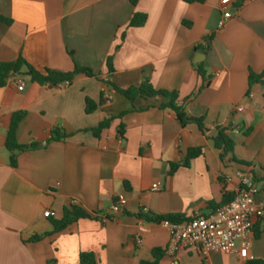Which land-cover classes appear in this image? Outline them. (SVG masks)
Returning <instances> with one entry per match:
<instances>
[{
    "label": "crops",
    "instance_id": "0c3cea01",
    "mask_svg": "<svg viewBox=\"0 0 264 264\" xmlns=\"http://www.w3.org/2000/svg\"><path fill=\"white\" fill-rule=\"evenodd\" d=\"M235 2L0 0V16L11 21L0 22V62L22 57L40 72L78 66L95 75L78 76L67 88L13 75L0 90V264H81V254H93L96 264L264 258V217L254 224L249 259L197 248L174 258L167 227L138 218L144 208L154 217L208 216L225 193H237L240 170L254 175L256 202L264 198V84H249L251 72L264 74V0H247L239 9ZM225 7L233 17L220 27ZM135 14L147 16L143 27L129 26ZM145 82L177 92L178 104L202 119L206 132L182 127L172 109L161 108L163 98L131 102L114 88ZM87 98L98 105L92 114L85 112ZM19 111L27 114L18 143L35 147L20 153L13 168L6 136ZM109 119L96 136L93 130ZM217 127H228L234 141L224 161L213 141ZM55 130L67 137L53 140ZM199 147L203 155L183 166L189 149ZM172 164L181 167L171 173ZM121 199L126 205L116 214ZM74 204L90 218L55 232L54 222ZM47 211L55 215L45 218ZM35 236L41 239L31 241ZM157 250L163 254L155 256Z\"/></svg>",
    "mask_w": 264,
    "mask_h": 264
},
{
    "label": "trees",
    "instance_id": "16d2710c",
    "mask_svg": "<svg viewBox=\"0 0 264 264\" xmlns=\"http://www.w3.org/2000/svg\"><path fill=\"white\" fill-rule=\"evenodd\" d=\"M183 2L187 4H203L206 0H182ZM247 0H236V2L233 4V8L239 9L242 7L244 2ZM131 4L133 6H136L139 2V0H130ZM0 22L5 24H10L11 21L0 16ZM147 22V16L144 14H135L131 21L129 26L133 28H141L143 27ZM206 43L209 42V39H204ZM199 49L206 51L208 47H198ZM107 67L109 70V73L112 74L114 72L113 68V57H109L107 60ZM196 71L203 80H205V70L203 67V64H197L196 65ZM14 74L17 75H23L26 77H29L30 80L33 83H37L40 85H59L62 83H69L71 84L78 76H86L89 78L95 77L93 71L88 68H82L75 66L74 70L72 72L64 73L60 71H54L46 69L44 72H40L31 65H29L22 57H19L14 62H0V90L3 89L10 78ZM264 74L261 75H255L254 73H250L249 75V84H264L263 82ZM115 90L119 92L122 96H124L126 99H128L131 102H134L138 98H142L145 100L155 99V98H163V103L161 105V108H170L172 109L177 119L182 127H185L189 124H195L199 127L200 131L202 133L206 132V128L204 126L203 120L199 118L191 117L187 114L185 111V108L183 105L178 104V93L177 92H168L164 90H156L153 88V86L149 82H145L141 84L138 87L132 86L128 88H116L114 86ZM98 108V105L90 100L86 99V109L85 112L87 114L94 113ZM25 111H19L12 115L9 128L7 131L6 136V148L8 152L10 153V165L13 168L17 167V158L18 155L22 152H25L29 149L34 148V145L31 146H25L18 143L17 140V131L23 122V120L26 117ZM112 119L106 120L105 122L101 123L96 129L93 130L94 134L96 136H99L100 133L107 129L111 123ZM67 136L65 133H62L58 130H55L53 132V140H63ZM214 145L218 150H221L220 158L224 161L227 155L232 154L234 150V141L229 135V128L228 127H217L216 128V135L213 138ZM203 155V148H191L189 149L186 160L183 164V166H188L190 162L200 156ZM237 162V161H235ZM239 164H244L242 162H239ZM181 165L179 164H172L171 165V173H174ZM254 176V175H253ZM235 193H225L222 199V203L218 205V208L222 207L223 205L229 203L235 198ZM90 218V215L83 210L78 205H71L70 207H67L64 209L63 212V218L60 221L54 222L55 232H61L68 228L70 225L74 224L75 222L79 221L80 219ZM138 218L147 222L155 223V224H163L165 222L170 223H181L184 221H188V219H185L182 216L178 215H169V216H161V217H154L150 215H145L143 213H140L138 215ZM41 237L35 236L32 238L31 241L36 242L39 241ZM163 252L160 250L155 251V256L162 255ZM80 262L81 264H96V259L93 254H81L80 256ZM146 264V263H143ZM156 264V263H155ZM247 264H264V258L262 260H253L249 261Z\"/></svg>",
    "mask_w": 264,
    "mask_h": 264
},
{
    "label": "built area",
    "instance_id": "2783aa9c",
    "mask_svg": "<svg viewBox=\"0 0 264 264\" xmlns=\"http://www.w3.org/2000/svg\"><path fill=\"white\" fill-rule=\"evenodd\" d=\"M233 17L232 10L225 7L220 27ZM25 82L17 85L18 91H23ZM69 83H62L60 88H67ZM239 187L235 198L218 208L208 216L197 214L188 221L181 223L165 222L170 234L168 252L176 258L177 253L189 248H197L203 253L222 252L238 254L242 259L251 258L249 253L253 236V227L257 220L264 217V198L256 202L258 189L250 171H238ZM153 190H159V184L153 185ZM126 201L121 199L113 205V212L121 214ZM148 214L147 208L142 210ZM52 211H47L45 218L53 217ZM173 264H177L174 260Z\"/></svg>",
    "mask_w": 264,
    "mask_h": 264
},
{
    "label": "water",
    "instance_id": "95a60500",
    "mask_svg": "<svg viewBox=\"0 0 264 264\" xmlns=\"http://www.w3.org/2000/svg\"><path fill=\"white\" fill-rule=\"evenodd\" d=\"M14 76H17V74H14Z\"/></svg>",
    "mask_w": 264,
    "mask_h": 264
}]
</instances>
